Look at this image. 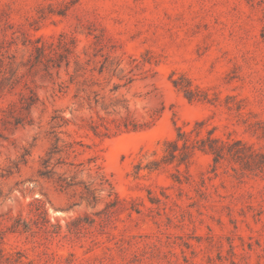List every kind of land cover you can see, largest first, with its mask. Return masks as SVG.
Returning a JSON list of instances; mask_svg holds the SVG:
<instances>
[{
    "label": "rangeland",
    "instance_id": "rangeland-1",
    "mask_svg": "<svg viewBox=\"0 0 264 264\" xmlns=\"http://www.w3.org/2000/svg\"><path fill=\"white\" fill-rule=\"evenodd\" d=\"M197 122L264 154V0H0V264H264V170L150 169Z\"/></svg>",
    "mask_w": 264,
    "mask_h": 264
},
{
    "label": "trees",
    "instance_id": "trees-1",
    "mask_svg": "<svg viewBox=\"0 0 264 264\" xmlns=\"http://www.w3.org/2000/svg\"><path fill=\"white\" fill-rule=\"evenodd\" d=\"M185 94L189 99L192 97V93L189 90H185ZM202 125L203 122H197L195 129L189 133L183 132L181 128H177L176 138L165 144L164 156L161 160L153 162L150 169L157 170L161 165H171L173 163L177 166L186 164L197 150L209 154L212 157L214 166H217L224 160L233 161L239 166L241 175L245 171L264 170V154L253 151L251 147L241 140L222 141L219 138L213 137L214 129L208 131L205 137H199V130ZM193 132L194 137H192ZM35 210L37 215L45 220V211L42 205L37 204ZM45 222L47 223V220ZM23 226L25 229H28L27 224H23Z\"/></svg>",
    "mask_w": 264,
    "mask_h": 264
}]
</instances>
